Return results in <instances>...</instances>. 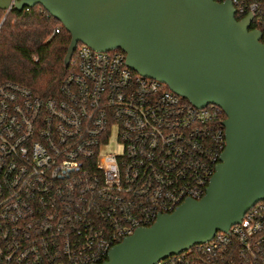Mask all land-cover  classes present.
Segmentation results:
<instances>
[{"label":"built area","instance_id":"1","mask_svg":"<svg viewBox=\"0 0 264 264\" xmlns=\"http://www.w3.org/2000/svg\"><path fill=\"white\" fill-rule=\"evenodd\" d=\"M230 1L264 36V0ZM73 54L57 97L0 81V264L102 263L136 228L202 198L225 148L219 106L130 69L120 49ZM112 137L120 149L103 150ZM155 264H264V200Z\"/></svg>","mask_w":264,"mask_h":264},{"label":"water","instance_id":"2","mask_svg":"<svg viewBox=\"0 0 264 264\" xmlns=\"http://www.w3.org/2000/svg\"><path fill=\"white\" fill-rule=\"evenodd\" d=\"M40 4L71 39L94 50L120 49L126 65L197 107L226 115L225 148L205 194L139 227L100 264H155L228 231L264 200V42L252 16L230 0H0V10Z\"/></svg>","mask_w":264,"mask_h":264},{"label":"trees","instance_id":"3","mask_svg":"<svg viewBox=\"0 0 264 264\" xmlns=\"http://www.w3.org/2000/svg\"><path fill=\"white\" fill-rule=\"evenodd\" d=\"M251 27L256 25L252 22ZM70 39L63 25L40 4L10 9L0 27V81L26 86L42 98L57 97L65 76L75 67V54L68 65L64 62Z\"/></svg>","mask_w":264,"mask_h":264},{"label":"rangeland","instance_id":"4","mask_svg":"<svg viewBox=\"0 0 264 264\" xmlns=\"http://www.w3.org/2000/svg\"><path fill=\"white\" fill-rule=\"evenodd\" d=\"M6 14L7 13L4 11L3 14H2V16H1V18H3ZM119 149H120V147L116 146V144H115L114 137H112L110 139L109 144L106 147L103 148V150H105V151L119 150Z\"/></svg>","mask_w":264,"mask_h":264},{"label":"flooded vegetation","instance_id":"5","mask_svg":"<svg viewBox=\"0 0 264 264\" xmlns=\"http://www.w3.org/2000/svg\"><path fill=\"white\" fill-rule=\"evenodd\" d=\"M250 29H255V28H252V27L250 26Z\"/></svg>","mask_w":264,"mask_h":264}]
</instances>
